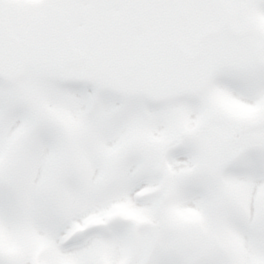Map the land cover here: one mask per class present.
<instances>
[{
  "label": "snow or ice",
  "instance_id": "obj_1",
  "mask_svg": "<svg viewBox=\"0 0 264 264\" xmlns=\"http://www.w3.org/2000/svg\"><path fill=\"white\" fill-rule=\"evenodd\" d=\"M0 264H264V0H0Z\"/></svg>",
  "mask_w": 264,
  "mask_h": 264
}]
</instances>
